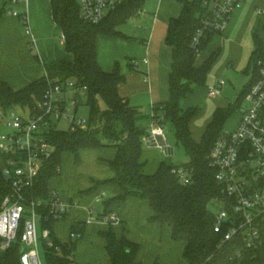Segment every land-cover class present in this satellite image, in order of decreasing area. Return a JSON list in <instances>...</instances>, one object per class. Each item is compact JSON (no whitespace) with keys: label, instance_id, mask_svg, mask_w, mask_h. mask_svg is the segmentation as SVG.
<instances>
[{"label":"trees","instance_id":"obj_1","mask_svg":"<svg viewBox=\"0 0 264 264\" xmlns=\"http://www.w3.org/2000/svg\"><path fill=\"white\" fill-rule=\"evenodd\" d=\"M145 1L127 0L103 21L94 24L81 18L77 0H51L53 19L65 38L64 49L74 55V61L56 60L45 65V76L20 90H14L0 79V109L33 107L37 100L44 98L50 84L73 81L79 89L86 87L80 102L90 108L89 129L51 132L50 141L55 151L28 191V198L37 200L50 197V191L54 188L49 186V181L61 174L64 152H72L78 163L82 150L114 147L117 155L109 163L117 174L113 182L120 186L123 194L113 199L123 200L133 196L147 200L154 212L151 220L169 225L172 239L184 245L183 258L187 264H264V222L261 245L246 250L239 260L236 259L240 245L238 241L222 246L224 233L214 231L216 219L211 204L214 199L223 198L224 195L216 183V171L209 164V155L234 109L218 108L201 140L197 141L193 138L190 124L199 108L184 110L181 107V100L189 92L197 86L207 85L209 71L220 56V50L214 51L202 64L197 65L199 55L192 42L198 30L203 28L202 20L210 10L205 0H177L182 4V11L178 17L169 20L165 39L172 49L170 99L152 106V120L164 125L170 122L174 126L177 142L181 143L189 158L183 166L191 169V182L182 183L172 172L176 165L167 161L160 162L154 173H145L148 160L143 158V137L147 132L138 126L141 111L130 106L120 95L119 87L126 81V76L122 74L119 64L112 72H105L97 57L98 37L124 36L120 27L138 14ZM24 25H27L26 21ZM216 33L220 32L204 31L199 44L200 54ZM263 53L264 41L260 31L254 34V49L246 69L252 78L238 97L237 109L256 80V63ZM130 67L135 69L132 63ZM100 101L105 103V109H101ZM11 191L0 169V210L4 198ZM54 222H43V226L50 229L54 242L51 247L44 246L46 264H76L72 253L79 239H72L70 245L63 244L54 234ZM85 229L86 222H77L71 227L70 234L80 233L83 236ZM107 249L112 264H139L135 260L136 244L125 237L119 241L109 237ZM20 256L19 240L6 250L0 248V264H21Z\"/></svg>","mask_w":264,"mask_h":264},{"label":"crops","instance_id":"obj_2","mask_svg":"<svg viewBox=\"0 0 264 264\" xmlns=\"http://www.w3.org/2000/svg\"><path fill=\"white\" fill-rule=\"evenodd\" d=\"M20 4L21 8L16 7ZM259 7H264V0H257L247 11L236 9L227 24L224 39L238 46L251 39L254 45V34L262 30L264 23V16H259L257 12ZM143 8L134 17L141 16V22L148 24L151 16L146 18ZM10 10L25 12L27 25L19 16L10 14ZM181 11L182 4L177 0H160L146 31L147 39L138 35L140 30L134 33L136 30L128 25L134 17L120 27L124 36L98 37L100 67L105 72H112L119 64L122 74L126 76V81L119 87L120 95L130 106L141 111L138 126L142 128L139 122L146 121L142 128L146 131L153 123L152 106L170 99L172 49L165 39L169 20L178 17ZM242 14L245 20L239 22ZM238 24L240 27L236 30ZM26 27L31 31L29 34ZM135 58L141 60L139 64L133 61ZM56 60L74 61V55L64 49L62 32L53 19L51 0L0 1V79L14 90H20L44 77L45 65ZM130 63L137 64L135 69L130 67ZM144 106L148 108L145 112L141 109ZM165 135L167 137L166 129ZM168 141L174 145V142ZM86 150L90 153L84 159L80 158L78 163L75 162L71 172L65 176L62 169V175L57 176L62 180L66 178L64 187L67 194L62 197L70 208L63 220L54 222L55 236L63 244L70 245L71 227L77 222H86L84 235L73 246L74 262L112 264L107 249L109 237L116 241L125 237L136 244L135 260L139 264H156L157 261L165 264L173 257L177 260L179 252L183 256L184 245L172 239L171 227L151 220L154 212L147 200L133 196L123 200L113 199L123 194L120 186L113 182L117 174L109 163L116 157L117 149L100 147ZM4 165L0 152V169ZM112 214L117 216L119 222L105 220Z\"/></svg>","mask_w":264,"mask_h":264},{"label":"built area","instance_id":"obj_3","mask_svg":"<svg viewBox=\"0 0 264 264\" xmlns=\"http://www.w3.org/2000/svg\"><path fill=\"white\" fill-rule=\"evenodd\" d=\"M18 3L20 0H12ZM127 0H77L81 18L90 23L103 21L111 11ZM244 0H205L210 8L202 20V29L193 38L192 45L200 54V39L205 30L223 32L233 12ZM214 4L211 7V4ZM264 16V7L257 8ZM27 22L25 12L10 10ZM264 41V23L262 24ZM26 32L31 31L26 27ZM63 41H65L62 35ZM256 80L241 101L240 119L233 129H224L216 140L209 164L216 171L215 180L224 197L213 200L216 233H224L222 246L238 241L236 259H242L246 250L258 248L264 222V53L256 63ZM225 81L215 80L208 86L210 97L222 93ZM86 87L77 88L67 81L49 86L42 100L33 107L0 109V152L5 165L1 172L12 191L0 210V248L8 249L16 240L21 244V264H46L39 252L38 228L41 227L44 246H53L51 231L43 222L63 220L70 208L58 189H51L48 199L30 200L28 191L37 181L44 164L52 157L55 146L51 132L60 131L57 124L67 122L69 129L88 130L89 117L80 115ZM79 94V97H78ZM154 115L152 111V116ZM166 125L153 120L143 137V144L158 148L167 156L174 155V145L165 135ZM172 172L184 184L191 181V169L176 165ZM106 221L119 222L116 215ZM71 239L81 238L71 233Z\"/></svg>","mask_w":264,"mask_h":264},{"label":"rangeland","instance_id":"obj_4","mask_svg":"<svg viewBox=\"0 0 264 264\" xmlns=\"http://www.w3.org/2000/svg\"><path fill=\"white\" fill-rule=\"evenodd\" d=\"M3 2L4 0H0ZM8 3L10 0H6ZM257 0H244L243 4L237 10H240V8H243L247 11V8L250 6H253L256 4ZM160 4V0H146L143 10L146 11L144 14H147L146 18L151 19L149 23H142L141 16L134 17V19L130 20L128 25L132 26L133 29L136 30L138 35L141 38L147 39L146 37V31H148L152 18L154 14L156 13L158 6ZM21 5H15L18 8H21ZM213 3L211 4V7H213ZM236 10V11H237ZM235 11V12H236ZM146 16V15H145ZM242 20L239 22H242L245 20V15L242 14ZM141 27L142 29H140ZM240 27V24L237 25L236 30H238ZM123 30V28L121 29ZM128 30L130 31V27H128ZM132 30V31H135ZM226 31V30H225ZM225 31L216 33L213 38L211 39L210 43L207 45L205 50L199 54L197 58V62L199 64H202L203 61L209 57L214 51L220 50V56L217 60V62L212 66L211 70L208 74V81L206 86H197L194 88L192 92H189L185 98L181 100V107L184 110L190 109V108H199L198 113L194 116V118L191 121L190 127L192 131L193 138L196 140H201L203 133L205 131V127L211 122L213 115L215 111L218 108L221 109H234V112L232 115L227 119L225 123V129H233L236 125V123L240 119V112L241 108H236L235 105L238 102V97L244 90L245 86L250 82L252 78V74H247L246 68L249 65L250 62V56L252 53V50L254 48L253 42H244L242 46L238 45H232L229 40L224 39ZM135 63L139 64L141 61L139 58H135L133 60ZM135 64V66L137 65ZM217 79H223L225 81V85L223 87V91L221 94H219L216 97H210L208 94V86L211 85L215 80ZM100 107L101 109H105L106 105L103 101H100ZM17 111H20V106H15ZM144 112L148 110V108L142 107L141 108ZM80 115L83 117H89L90 115V108L83 104L80 107L79 110ZM146 121H140L139 125L142 126L146 125ZM57 128L59 130H68L69 125L65 121H61L57 124ZM166 134L167 138L174 142V150L175 154L172 156H167L162 150L158 148H149L144 146L143 151V158L144 160H148V165L145 168V173L152 174L154 173L160 162L167 161L172 164H178L182 165L189 161L188 156L185 153V150L181 143L177 142L176 139V132L174 126L167 122L166 124ZM5 131L4 128L0 127V132ZM90 152L88 150H82L80 151V158L84 159L87 154ZM75 157L72 152L66 151L62 154V169H63V175L66 176L68 172H71L74 168L75 164ZM62 175V174H61ZM65 179V180H64ZM62 180L61 177H54L49 181V186L56 187L61 191V194L65 196L67 194L66 187H64V184L66 186V178L64 177ZM212 210L214 208L212 207ZM38 234H39V252L41 259L45 261L44 256V244L41 239L42 231L41 227L38 228ZM181 245L180 243H178ZM119 246V245H118ZM122 257V255H119ZM160 264V261H157ZM165 264H187V262L183 259V256L180 255V252L178 253L177 260L176 258L170 259Z\"/></svg>","mask_w":264,"mask_h":264}]
</instances>
